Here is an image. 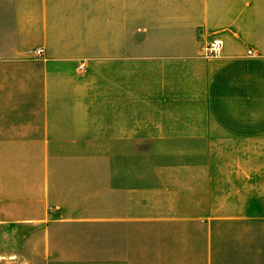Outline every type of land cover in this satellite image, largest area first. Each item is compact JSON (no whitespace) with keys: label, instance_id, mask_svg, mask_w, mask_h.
I'll list each match as a JSON object with an SVG mask.
<instances>
[{"label":"crops","instance_id":"1","mask_svg":"<svg viewBox=\"0 0 264 264\" xmlns=\"http://www.w3.org/2000/svg\"><path fill=\"white\" fill-rule=\"evenodd\" d=\"M190 4L135 86L133 0H0V264H264V0Z\"/></svg>","mask_w":264,"mask_h":264},{"label":"rangeland","instance_id":"2","mask_svg":"<svg viewBox=\"0 0 264 264\" xmlns=\"http://www.w3.org/2000/svg\"><path fill=\"white\" fill-rule=\"evenodd\" d=\"M191 0H133L132 23L134 29V55H135V72H142L149 70L156 72L162 64L155 60H142V54L151 52L152 47H148L147 38L152 37L156 33V29H161L166 36L171 37L175 28L180 24L184 25L189 18ZM103 15V29L105 28ZM185 20V21H184ZM185 26V25H184ZM150 34V35H149ZM103 40V53L108 55L109 33H106ZM108 58V57H104ZM171 64V65H168ZM104 69L108 70V64H102ZM166 77L170 80L167 84L173 85L174 73L172 70V63L165 62ZM171 66V69H169ZM140 85V73L135 75V86ZM206 144L190 143H135L134 149L135 158L134 165L138 167H153L160 164H178L189 163V153L193 150H206ZM141 152V153H140ZM143 152V153H142ZM144 156L143 158L141 156ZM214 188L211 192V197L220 195L226 190L223 188L229 184L222 182V175L214 176ZM264 203V201H263Z\"/></svg>","mask_w":264,"mask_h":264},{"label":"built area","instance_id":"3","mask_svg":"<svg viewBox=\"0 0 264 264\" xmlns=\"http://www.w3.org/2000/svg\"><path fill=\"white\" fill-rule=\"evenodd\" d=\"M223 50V43L220 40L211 41L205 48V56L207 58H215L221 54ZM37 58L41 59L44 57L45 50L44 48H38L37 50L32 52ZM248 55H252V52L249 51ZM85 63H81L78 66L79 70L84 69Z\"/></svg>","mask_w":264,"mask_h":264}]
</instances>
